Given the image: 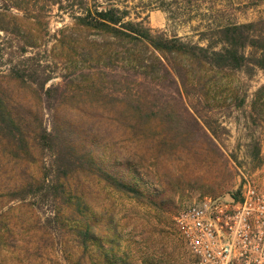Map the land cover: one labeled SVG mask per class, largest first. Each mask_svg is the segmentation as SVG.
<instances>
[{
	"label": "rangeland",
	"instance_id": "1",
	"mask_svg": "<svg viewBox=\"0 0 264 264\" xmlns=\"http://www.w3.org/2000/svg\"><path fill=\"white\" fill-rule=\"evenodd\" d=\"M129 5L131 16L140 13L153 33L178 35L185 42L195 43H199L206 19L243 24L264 17V0H186L179 5L172 0H130ZM166 11H172L171 18ZM189 17L191 21L187 20ZM72 22L69 16L54 11L49 22L50 41H54L59 30L71 27ZM63 44V55L45 58L33 67L38 71L33 78L37 83L50 78L45 86L49 92L42 96V105L24 110L42 108L43 127L59 135L54 147L59 159L65 157L63 150L67 151L70 138L84 149L83 154L91 143L96 153L101 145L107 148L106 156L115 158L116 163H133L135 173L130 180L148 194L137 198L116 193L104 188L90 173L81 175L93 214L91 228L102 239L103 248L90 244V264H100L96 255L103 251L108 259L115 256L126 264H192L175 227V216L204 197L233 193L245 181L264 185V113L252 112L251 108L255 92L264 86V70L236 71L228 77L231 85L222 89L207 77L206 85L189 86L186 91L172 73L160 68L158 61L152 60L153 65L139 61L127 65L122 60L123 50L109 49L100 37L74 32L66 35ZM157 68L161 70L158 72ZM7 69L0 56V73ZM232 90L244 100L242 106L238 101L232 102ZM27 97L30 99L33 94L29 92ZM131 110L141 112L144 120H153L158 130L165 127L168 143L150 146L148 141H132L115 120L118 114ZM204 122L212 127L215 136ZM51 154L42 155L48 159ZM12 159L19 162L18 158ZM63 165L67 166L65 162ZM14 169L17 176L25 173L18 166ZM71 170L65 173L77 178ZM50 194L51 198L60 196L55 190ZM24 197V203L35 209L40 223L47 226L43 228L48 235L53 233V245L70 251L73 240L68 217L54 219L48 226L52 208L46 199L34 198V193ZM19 204L22 202L18 200L10 202V206ZM30 213L18 211L13 218L28 219L23 224L25 228L31 223ZM26 235L21 233L17 239L23 236L25 240ZM41 236L42 249L51 247L47 234L42 231Z\"/></svg>",
	"mask_w": 264,
	"mask_h": 264
},
{
	"label": "trees",
	"instance_id": "2",
	"mask_svg": "<svg viewBox=\"0 0 264 264\" xmlns=\"http://www.w3.org/2000/svg\"><path fill=\"white\" fill-rule=\"evenodd\" d=\"M172 1L179 5L186 0ZM129 4L130 0H0V56L8 67L6 72L0 73V264H90L93 261L90 244L103 249L102 239L96 237L91 228L93 214L87 202V186L80 180L83 174L90 173L104 188L116 193L137 198L148 196L130 180L135 173L133 163L129 160L116 163L115 158L106 156L107 148L101 145L98 146L99 153L92 149L91 143L83 154L84 149L78 148L76 141L70 138L67 151L63 150L65 157L59 159L55 153L57 148L54 149L59 135L43 127L42 108L31 112L24 110L27 106L42 105V96L49 92L45 86L50 78L37 83L33 78L38 71L33 67L45 58L63 55L66 35L75 32L100 37L108 43L109 49L123 50L122 60L127 65L138 61L153 65L152 60L158 61L160 68L172 73L186 91L189 86L206 85L207 77L216 82L215 87L222 89L231 85L232 80L228 77L236 71L264 70V17L243 24L206 19L199 33V43H195L185 42L178 35L168 37L153 33L140 13L131 16ZM160 8L163 10L164 6L160 5ZM54 11L69 16L73 22L71 27L59 30L52 42L49 22ZM171 12H167L170 18ZM187 20L191 21L192 17ZM49 44L50 49L47 48ZM142 48L146 51L142 52ZM160 68H157L158 72ZM223 78L227 80L223 81ZM29 92L33 94L30 99L27 97ZM231 92L232 102L238 101L242 106L244 100H240L233 90ZM251 108L252 112L264 113V86L255 92ZM115 120L136 143L148 141L150 146L168 143L165 127L158 130L153 120L142 119L137 110L120 113ZM204 124L215 136L212 127L207 122ZM44 152L52 154L47 159L43 158ZM35 153L38 156L35 157ZM78 154L81 156L75 157ZM16 166L25 173L17 176ZM70 168L77 178L65 173ZM51 190L60 196L51 198ZM32 193L34 198H45L52 208L48 226L54 219L68 217L66 222L73 240L70 251L53 245V233L48 235L47 226L40 223L36 210L24 203V194ZM17 200L22 204L10 206V202ZM18 211L31 212V223L25 228L23 224L28 223V219L13 218ZM42 231L47 234V240H51V247L46 249L41 246L44 243ZM24 232L26 239L23 236L17 239ZM96 256L100 264H126L115 256L108 259L104 251L97 252Z\"/></svg>",
	"mask_w": 264,
	"mask_h": 264
},
{
	"label": "built area",
	"instance_id": "3",
	"mask_svg": "<svg viewBox=\"0 0 264 264\" xmlns=\"http://www.w3.org/2000/svg\"><path fill=\"white\" fill-rule=\"evenodd\" d=\"M174 223L192 264H264V185L192 203Z\"/></svg>",
	"mask_w": 264,
	"mask_h": 264
}]
</instances>
